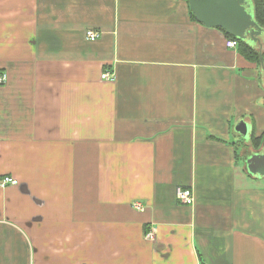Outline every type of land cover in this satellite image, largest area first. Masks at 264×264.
I'll list each match as a JSON object with an SVG mask.
<instances>
[{
  "label": "crops",
  "instance_id": "0c3cea01",
  "mask_svg": "<svg viewBox=\"0 0 264 264\" xmlns=\"http://www.w3.org/2000/svg\"><path fill=\"white\" fill-rule=\"evenodd\" d=\"M227 40L186 0H0V181H17L0 264H264L247 163L264 154V30L244 39L260 63Z\"/></svg>",
  "mask_w": 264,
  "mask_h": 264
},
{
  "label": "water",
  "instance_id": "95a60500",
  "mask_svg": "<svg viewBox=\"0 0 264 264\" xmlns=\"http://www.w3.org/2000/svg\"><path fill=\"white\" fill-rule=\"evenodd\" d=\"M188 6L198 23L238 39L256 41L262 32L247 12L245 0H188ZM236 130L245 134L247 126L239 122ZM247 163L250 170L264 176V154L252 156Z\"/></svg>",
  "mask_w": 264,
  "mask_h": 264
},
{
  "label": "built area",
  "instance_id": "2783aa9c",
  "mask_svg": "<svg viewBox=\"0 0 264 264\" xmlns=\"http://www.w3.org/2000/svg\"><path fill=\"white\" fill-rule=\"evenodd\" d=\"M98 36H99L98 33L93 30H87L85 32V38L89 41L96 40ZM226 47L230 49H236L237 42L235 40L228 39L226 41ZM113 78H114L113 75L110 73L104 72L103 74H101V79L105 81H112ZM0 82L2 81L0 80ZM16 184H17V181L11 177H3L2 180L0 181V186L2 187H5L7 185H16ZM175 197L178 203L185 205V206H191L194 203V197H193L192 190L186 187H178L176 189ZM134 207L140 210L141 204L136 203ZM145 238L148 241H154L153 231L146 232Z\"/></svg>",
  "mask_w": 264,
  "mask_h": 264
},
{
  "label": "trees",
  "instance_id": "16d2710c",
  "mask_svg": "<svg viewBox=\"0 0 264 264\" xmlns=\"http://www.w3.org/2000/svg\"><path fill=\"white\" fill-rule=\"evenodd\" d=\"M187 1V5H188V0ZM253 2V7H254V16L253 19L255 21V23L258 25V27H260L262 30H264V0H252ZM189 9V6H188ZM190 12V16L191 18L195 19L193 14ZM220 30V29H218ZM221 32H223L222 30H220ZM224 36L227 39H232L235 40L238 44V48H239V53L241 55H243L246 59L249 60H254L255 62L260 63L259 61V54L258 52H256L255 50L251 49L248 47V45L244 42V40L238 39L236 37H233L231 35H228L226 33H224ZM262 65L264 68V52H262ZM260 139H257V144L260 142Z\"/></svg>",
  "mask_w": 264,
  "mask_h": 264
},
{
  "label": "rangeland",
  "instance_id": "374dc122",
  "mask_svg": "<svg viewBox=\"0 0 264 264\" xmlns=\"http://www.w3.org/2000/svg\"><path fill=\"white\" fill-rule=\"evenodd\" d=\"M260 178H261V177H260ZM262 180H263V179L261 178V181H260V184H261V185H260V187H261V188H264V184H263L264 181H262ZM137 210H139V209H137ZM140 210H142V207H141Z\"/></svg>",
  "mask_w": 264,
  "mask_h": 264
}]
</instances>
